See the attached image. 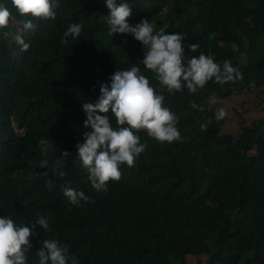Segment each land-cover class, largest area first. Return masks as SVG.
Returning <instances> with one entry per match:
<instances>
[{
	"label": "trees",
	"instance_id": "obj_1",
	"mask_svg": "<svg viewBox=\"0 0 264 264\" xmlns=\"http://www.w3.org/2000/svg\"><path fill=\"white\" fill-rule=\"evenodd\" d=\"M53 2L59 4L55 19H40L21 16L11 0H0L11 12L9 25L0 28V129L7 114L23 129L0 162V207L8 205L12 217L27 222L19 225L51 218L50 231L37 226L30 238L27 264H36L43 239L67 244L79 264H190L196 251L207 254V264H264V119L250 125L239 120L242 131H228L227 117L215 118L223 107L211 102L213 95L249 89L264 111V0H127L129 23L147 18L157 30L166 24L169 33L185 36V62L202 51L218 63L230 60L243 78L223 86L209 81L194 94L186 88L165 92V106L179 117L186 139L159 143L139 132L146 151L134 166L121 165V179L101 192L77 157V143L91 130L84 127L82 105L95 103L101 83L142 60L144 49L130 34L110 33L104 0ZM27 19L36 27L24 32ZM72 23L83 25L81 35L63 44ZM18 33L27 51L15 42ZM194 43L200 49L191 52ZM192 101L205 110L193 109ZM30 107L35 110L28 116ZM209 118L201 130L197 121ZM42 138L52 143L46 154ZM42 159L49 161L47 169L40 168ZM66 181L90 202L73 205L61 190Z\"/></svg>",
	"mask_w": 264,
	"mask_h": 264
},
{
	"label": "clouds",
	"instance_id": "obj_2",
	"mask_svg": "<svg viewBox=\"0 0 264 264\" xmlns=\"http://www.w3.org/2000/svg\"><path fill=\"white\" fill-rule=\"evenodd\" d=\"M109 9L107 24L110 33L130 34L139 41L144 49L142 60L134 63L126 70H117L109 78L110 83L104 82L100 86V96L95 103L86 102L82 105L87 119L83 124L90 131L83 133V142L77 143V157L87 172V180L97 191H107L109 181L121 179L120 166L126 164L132 167L136 159L146 151L147 142H141L138 134L146 131L147 135L159 143H173L186 138L182 137L178 129L179 117L165 106V95H175L186 88L189 94L196 93L199 89L212 81L221 86L241 80L243 78L239 68L233 66L230 60L222 63L215 61L211 55L200 51L185 62V36L179 33H169L167 25L156 29L155 22L147 18L135 25L129 23L132 9L127 0H104ZM11 5L21 16H32L40 19H55L58 3L53 0H11ZM11 12L8 7L0 5V28L9 25ZM23 31L29 32L36 25L31 19L23 20ZM83 25L72 23L64 32L61 43L67 44L68 38L78 39ZM212 37L210 36L209 39ZM15 42L21 46V51H27L29 44L21 34L15 36ZM191 52L200 49V44H189ZM153 74L157 86L150 83V78L142 72L139 65ZM95 85H99L97 82ZM232 96L218 99L230 98ZM234 98V97H233ZM213 102V100L211 101ZM191 107L200 112L205 109L195 101ZM35 107L26 110L27 115L33 114ZM227 116L225 109L220 108L215 118L222 120ZM115 118V126L112 123ZM14 115L7 114L2 121L0 129V162L3 161L14 147V134L23 129L17 124ZM201 130H206L209 118L205 123L197 121ZM40 151L46 154L52 147L47 139L39 141ZM69 152L63 153L68 157ZM42 169H47L49 161L42 159L39 162ZM59 178L65 177V172L54 169ZM47 177L49 173H42ZM54 181L49 179L46 187L51 190ZM71 181H66L61 190L73 205H79L83 200L90 202V197L82 190L70 186ZM8 205L0 207V264H27V252L32 248L31 237L37 235L35 229L39 226L43 231H50V217L40 215L35 223L19 225L21 222L10 215ZM40 247L36 251L38 260L36 264H79L78 257L70 254L69 246L56 239H43L39 241Z\"/></svg>",
	"mask_w": 264,
	"mask_h": 264
},
{
	"label": "rangeland",
	"instance_id": "obj_3",
	"mask_svg": "<svg viewBox=\"0 0 264 264\" xmlns=\"http://www.w3.org/2000/svg\"><path fill=\"white\" fill-rule=\"evenodd\" d=\"M233 97L224 99H218L216 96L212 97L213 102H218L227 112L226 129L228 131L241 132L239 120L244 122L245 125H250L254 121L258 122L260 119H264L263 104L258 102L256 92L244 89ZM207 258L206 253L196 251L189 256V263L207 264Z\"/></svg>",
	"mask_w": 264,
	"mask_h": 264
}]
</instances>
